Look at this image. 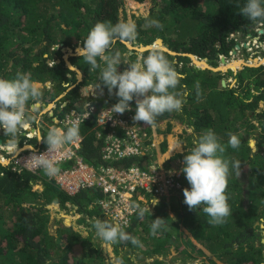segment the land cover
I'll return each mask as SVG.
<instances>
[{
	"label": "trees",
	"instance_id": "trees-1",
	"mask_svg": "<svg viewBox=\"0 0 264 264\" xmlns=\"http://www.w3.org/2000/svg\"><path fill=\"white\" fill-rule=\"evenodd\" d=\"M152 1V15L163 24V30L143 26L142 20L137 19L135 24L138 35L132 42L158 45L160 41H154L161 37L179 55L153 49L138 53L135 49L130 50L126 42L117 41L112 51L121 53L122 63L118 66V72L128 68L124 63L126 58L140 62L153 52L164 55L183 77L180 81L183 87L177 91L183 94L184 104L180 112L157 117L156 124L161 119L173 116L192 127L197 137L204 130L212 129L224 145L228 143L229 133L235 135L240 141L239 147H227L224 158L239 161L240 172L244 165L249 164L252 178L248 189L244 191L239 176L230 165L226 194L232 214L224 224L211 226L202 211L203 205L200 209L189 211L183 203V190L190 189V185L182 173V188L176 191L181 196L174 194L170 200H163L159 196L157 205L161 206L157 213L166 220V230L153 237L150 234V225L154 220L152 214L148 213L140 219L135 213L130 225L123 230L137 238L142 246H134L130 241L110 245L121 264H150L147 262L150 257L168 256L172 251L179 253L180 264H194L193 260L197 256L205 255L206 259L202 258L196 264H264L263 234L260 233L263 231L260 224L264 222V110L256 112L264 99V65L245 66L234 75L232 70L222 73L190 66L191 58L185 55L192 53L200 59L207 58L212 66L226 63L227 60L220 59V56L230 57L236 46L241 44V36L238 34H242V39L250 33L258 35L257 28L264 29V22L259 26L262 22L249 21L240 15V8L246 0ZM261 3L264 6V0ZM125 8V0H0V78L11 80L18 72L28 73L34 83L39 82L49 90L46 98L43 94L45 104L65 93L60 100L68 102L60 115L73 108L79 109L77 104L80 101L82 104L86 102L81 89L97 85L100 69L90 71V66L80 55L71 56L72 65L83 74L82 80H79L77 71L67 66L63 54L83 45L84 39L97 22L111 21L113 25L122 22L119 13ZM233 33L235 36H232ZM260 35L264 41V33ZM54 45L60 48L53 49ZM59 58L60 62H57ZM175 59L183 63L181 68ZM98 62L103 67V62L99 59ZM257 63L256 60L253 62ZM201 72L204 73L202 76ZM230 76H236V86L228 81ZM79 77H82L80 73ZM222 80H226V86H223ZM197 83L199 98L195 87ZM108 95L107 88H104L103 95L97 92L90 97L96 98L99 111L110 102H118L114 94L112 97ZM34 103L29 101L26 106L31 108ZM252 117L259 118L262 128L259 134ZM46 118L51 122L47 114ZM141 123L150 135L154 127ZM96 125L95 113L79 128L83 136L79 154L92 164L101 162L102 138L97 136V130L101 127ZM171 128L172 123L169 122L165 131L160 128L158 131L167 134ZM49 129L43 130L44 138ZM253 139L256 140V149L250 143ZM150 142L148 140L147 143ZM43 145L47 144L44 142ZM167 145L165 139L160 146L161 152H166ZM193 147L191 142L188 150L177 156L183 160L184 155ZM238 151H241L239 156ZM155 152L153 150L152 154L118 160L114 164L145 168L151 163H157L154 161ZM173 165L166 166L172 168ZM46 176L44 171L39 175L0 164V264H109L100 244L93 240V232L83 235L82 229L66 225L62 218L57 219L54 232L50 205L57 204L67 211L70 210L68 203L76 206L82 214L81 224L86 227L99 218L114 222L93 204L95 198L90 191L84 190L70 196L54 182L44 179ZM41 179L43 188L37 190L34 184ZM139 192L145 190L139 189L137 194ZM150 195L147 193L148 198L152 199ZM80 196L85 199L82 200ZM86 215L91 224L87 222ZM156 261L157 264L161 263L158 259Z\"/></svg>",
	"mask_w": 264,
	"mask_h": 264
},
{
	"label": "clouds",
	"instance_id": "clouds-1",
	"mask_svg": "<svg viewBox=\"0 0 264 264\" xmlns=\"http://www.w3.org/2000/svg\"><path fill=\"white\" fill-rule=\"evenodd\" d=\"M240 15L246 17L249 21L262 22L261 25H263L264 6H262L261 0H246V3L240 8ZM146 26L160 30H163L164 27L156 19H146ZM137 35L134 22H117L114 25L111 21L97 22L84 39L83 45L80 44L83 47L78 49V53L84 62L90 66V71L100 69L99 82L95 86L94 95L97 92L99 95H103V89L107 88L109 95L114 94L118 98V102L108 110L109 112L122 115L126 111H130V102L135 98L136 109L132 118L133 121L143 122L147 126L154 127L157 117L165 113L171 114L182 111L184 98L183 94L177 89L183 87L180 84L183 77L164 55L157 52H153L143 58L142 63H128V68L125 71L118 72V66L122 63L121 53L112 51V46L117 41L126 43L135 41ZM248 35L253 36L251 33ZM232 36H235L234 33ZM239 36H242V34ZM260 39L263 42L261 36ZM164 45L167 46L165 43ZM153 50L162 49L154 48ZM71 53H75V51L71 50ZM65 54L66 52L63 54V58ZM223 57L227 59L228 56L221 55L220 59ZM98 59L103 62V67H101ZM207 63L210 64L208 61ZM214 67H218V65ZM87 87L89 86L84 88ZM195 87L197 89V98H199V84L197 83ZM114 90L116 91L114 92ZM89 97L87 96V98ZM29 101L36 103L40 101V93L31 80L30 74L18 72L14 79L0 78V129H3L5 136L11 137L10 143L16 142L21 129L30 120L35 119L26 114V105ZM111 103L114 102L109 104ZM42 106L45 107L48 104L40 103L39 108L35 109L38 111ZM59 106L51 107L41 115L42 117L47 114L48 117H51L50 128L51 126L53 127L49 129L46 138H44V142L47 144V152L39 156L33 155L29 160V162L42 168L44 174L49 178L56 177L60 173V168L49 159V155L64 145L80 139L78 126L73 124L64 128L52 122L50 110H55L54 112H56ZM33 128L36 129L37 125L33 124L31 129ZM0 143L5 144L3 139H0ZM193 144L194 147L183 157L184 166L181 171L190 185V189L185 188L183 190V203L187 205L189 211L200 209L203 205L202 211L208 217L207 223L211 226L222 225L226 222V218L232 214L228 204L229 197L226 194L230 165L237 176L241 173L240 162L225 159L224 153L227 147L238 148L240 141L235 135L229 133L228 143L224 145L219 141L212 129H207L193 139ZM157 204L158 201L154 199L153 205ZM68 205L71 210L76 211L78 220H80L82 214L76 206L70 203ZM133 211L137 213L140 219L150 213L149 207L145 208L139 205H133ZM165 222L162 218L152 220L150 234L155 237L162 230H166ZM92 228L95 230V235L105 243L116 244L130 241L134 246H142L141 242L126 233L120 224L97 219L92 224Z\"/></svg>",
	"mask_w": 264,
	"mask_h": 264
},
{
	"label": "built area",
	"instance_id": "built-area-1",
	"mask_svg": "<svg viewBox=\"0 0 264 264\" xmlns=\"http://www.w3.org/2000/svg\"><path fill=\"white\" fill-rule=\"evenodd\" d=\"M251 43L259 44V41L252 40L250 46ZM82 95L84 96V93ZM93 95V91L87 94L88 97ZM65 104L61 105L56 112L50 110L52 122L64 128L73 124L80 128L86 120L91 118L92 114H97L96 127H101L97 130V136L102 138L101 162L89 163L79 154L83 141V136L79 133L80 139L64 145L49 155V159L60 168L59 175L53 178L48 176L42 178L54 182L70 196L84 190L90 191L95 198L93 204H96L104 215L109 216L114 224H120L123 229L130 225L131 218L136 213L133 211V205L142 207L141 200L148 198L147 193H150L152 197H159L182 188L181 167L174 170L164 168L165 171L161 172L158 163H151L145 168L138 165L122 167L114 164L118 160L152 154L155 150V145L142 123L133 121L135 109L132 105H129L131 110L122 115L112 114L108 110L115 103L108 104L99 111L96 98L89 97L82 109L73 108L64 115H60ZM41 121L42 117L37 121L36 129L29 128L31 127L30 122L21 129L17 137L18 143H0V164L40 175L43 169L29 160L33 155L39 156L47 152V145H43L44 134ZM22 136H24L23 145L20 144ZM37 136L42 139L39 146L28 144L30 139L37 138ZM148 140L151 142L147 143ZM139 189H144L145 192L137 194ZM93 204L90 205L91 208ZM87 219L90 218L87 216Z\"/></svg>",
	"mask_w": 264,
	"mask_h": 264
},
{
	"label": "rangeland",
	"instance_id": "rangeland-1",
	"mask_svg": "<svg viewBox=\"0 0 264 264\" xmlns=\"http://www.w3.org/2000/svg\"><path fill=\"white\" fill-rule=\"evenodd\" d=\"M125 7L126 8L124 9V11L121 9V11L119 13V18L121 19L122 22H134V23H136L137 19H141L142 25L146 26V19H156L155 16L152 15L153 7H154V3L152 0H146L144 2H138L136 0H125ZM259 26H261V23L259 24ZM258 32H259V34L258 35L256 34V36L253 35L251 37L250 35H247L243 39H242V36L240 37L239 42L241 44L239 46H237L238 48L237 47L235 48L236 53L232 52L231 56L227 57V59L225 57H223L225 60H227L226 63H218V66H220L221 70H223L222 73H226L229 70H232L234 72V75H235L240 70L239 67L243 63L253 64V62L255 60L258 63H264V41L261 42L262 44L260 43V40H261L260 34H262L264 32L263 28L259 27ZM252 40L259 41V44L251 43L252 45L250 46V42ZM128 43H129L128 45H131V47L127 46L130 50H132V48L136 49V48H141L143 46L142 44H134L132 41H129ZM79 46L80 45L76 46V49ZM76 49L74 50L75 52H77ZM155 49H162L161 45H157V47ZM136 50L138 53L141 52L138 49H136ZM67 54H71V51H69V53H67ZM173 55L176 56L179 54H173ZM66 59L70 60V57L67 58L65 56V60ZM193 59H190L191 63H189V65L199 66L200 63H203L202 60H197V58L195 59V57ZM57 62H60V61H58V59H57ZM133 62H137V60H133L132 58H126L124 60V63L127 65H128V63H133ZM175 62L179 64L180 68L183 66V63L179 62L178 59H175ZM50 63H53V61H51ZM138 63H142V61H140ZM234 64H237V65H234ZM225 68L228 70H226ZM76 69L77 68L75 67L74 70L77 71ZM191 72H195V71L191 70ZM202 74H204V73L201 72L200 76H202ZM77 75H78V78L80 80L78 71H77ZM81 78H83V77H81ZM228 81H230L232 83V86H236L238 84L236 76H230ZM37 83L38 82H35L34 84H35L37 90L38 91L40 90L39 91L40 99L45 101L44 95L46 98V96L49 95V90H47V88L43 84L40 83L37 85ZM41 89H43V90H41ZM92 91L93 92L95 91V87H93V86H89L87 88L83 87L81 89V93H84L86 101L88 100L87 94L89 95L90 93H92ZM64 94L65 93H63V95ZM61 97L62 96H60V98H57L56 104L58 106L61 104L63 105L66 102V101L60 100ZM107 97H112V95H108ZM133 102L135 103V99H133ZM53 104H54L53 102L49 103L46 108L44 106H42L40 108V110H38V111L36 109L32 110V108H29L28 106H26V114L29 117H34L35 119H33V120H36L37 117H40V113L42 111L45 113V111L47 109H50L53 106ZM39 105L35 104L36 108ZM57 105H55V106H57ZM130 105H132L133 108L136 109V104H133L132 102H130ZM77 107L79 109H82L81 101L77 104ZM43 108H45V109L43 110ZM263 110H264V99L260 102L259 108L257 109L256 112L260 113ZM258 117L260 118L259 115H258ZM258 119L252 117V122L257 126L256 131L259 134L262 131V128L260 127ZM169 122L172 123V128H171L170 132H168L166 134L163 131L162 132L158 131V128H160V130L165 131ZM50 124H51V122L48 119H46V115H43L42 121H41L42 131L44 129L50 128ZM31 126H33V125L31 124ZM247 134H249V133H247ZM247 134H246V137L248 136ZM45 136H46V134H45ZM196 137H197V135L194 133L192 127L187 125L185 122H182L177 118H174L173 116L159 120L157 122V124L154 126L153 132L150 134L149 138H152V143L155 145L154 148H155L156 152L154 153L155 154L154 161H156L158 163V167H159L160 171L161 172L165 171L163 169L164 168L167 169L168 167L166 165H170V164H174L172 168L169 167V169H171V170H174L175 168L179 169L181 166H183L184 165L183 160L181 158H179L177 156V154L183 153L184 151L188 150V148L190 147V143L193 142V139ZM0 138L5 139V136H3V137L0 136ZM165 139L167 140V143H168L167 150H166V152H161L160 146H161V143ZM5 141H6V139H5ZM17 141H18V139H17ZM250 143L252 145H254L253 149H256V140L255 139L250 140ZM240 152L241 151H238V153H237L238 156L240 155ZM166 172H168V171H166ZM251 172H252L251 166L249 164H246L242 168V171L239 175V180L241 182V185H242L244 191H246L249 187V183H250L251 178H252ZM34 188L37 190H41L43 188V181L39 180L38 183H35ZM179 193L180 192H176V193L170 192V193L166 194L165 196H161V197L163 200L164 199L170 200L172 198V196L174 198V194L177 195ZM178 196H181V194H179ZM80 197L82 200L85 199L84 196H80ZM154 199H156L159 202V197H155V196L150 200H148V198H145V199H142L141 201L143 202L142 203L143 207H145V208L149 207L150 213L152 214V216L155 220L156 218H162V217L159 216L157 213V210H158V208H160L161 205H159V206L153 205ZM50 208H51V216H52L51 226H52V229L54 232L56 229L57 219H60V218L63 219V221L66 223V225H73L75 229H79V228L82 229L83 235H88L90 232H93V235H94L93 240L96 241V243L100 244V246L102 248L103 255L106 257V261L109 264H121L120 259L118 258V256L116 255V253L113 250V247L110 244L105 243L104 241H102L100 238H98L95 235V230L92 228V225L86 227L85 224H83V223L81 224V221L78 220V214L75 213L76 212L75 210L70 209L67 211L65 208L61 209L58 205L55 206L53 204L50 205ZM171 215L175 218V216L172 213H171ZM68 218H70V219L68 220ZM86 219H87V216H86ZM99 220H101V218H99ZM87 222H89V224L92 223L90 219L89 220L87 219ZM260 226L263 230L262 232L260 231V233L263 234L262 241L264 242V222L261 223ZM194 254L197 255L196 253H194ZM206 257H207L206 255L204 257L197 256L196 259L193 260V263L196 264L198 262H201L202 261L201 259L202 258L206 259ZM157 259H158V261L161 262L159 264H180L181 263L180 255L176 251H172L171 254H169L168 256H165V255H159L156 257L152 256L147 260V262L150 264H157L158 263L156 261ZM139 264H144V263H139Z\"/></svg>",
	"mask_w": 264,
	"mask_h": 264
},
{
	"label": "water",
	"instance_id": "water-1",
	"mask_svg": "<svg viewBox=\"0 0 264 264\" xmlns=\"http://www.w3.org/2000/svg\"><path fill=\"white\" fill-rule=\"evenodd\" d=\"M239 35H241V33H240ZM228 39H230V37H229ZM156 41H160V44L162 45V46H161L162 50H164V51H166V52H169V53H171V54H177V52L171 50L169 47H167V46L164 45V43H163V39H162V38H158ZM126 44H127L128 47H131V45H128L129 43H126ZM80 46L83 47L82 45H80ZM59 48H60L59 45H54V47H53V49H59ZM77 49H78V47H77ZM77 49H76V50H77ZM136 49H138V50L144 52V51H146V50L154 49V48H149L148 45H147V46H142L141 48H136ZM232 52H233V53H236V50H233ZM67 55H68V58H69L70 56H73V55H79V53H78V50H77V52H75V53H71V54H67ZM185 55H186V56H189L191 59H193V57H196L197 60L208 61L207 58L200 59L198 56H196V55H194V54H192V53H186ZM64 58H65V57H64ZM193 60H194V59H193ZM58 61H60V60H58ZM65 61H66L67 66H69L71 69H75V67L72 65V63L70 62L69 59H66ZM263 64H264V63H258L257 65H255V64H249V63H248V64H247V63H243V64L239 67V69H242V68H244L245 66H250V67L255 66V67H258V66L263 65ZM190 66H192V65H190ZM197 67L200 68V69H206V68H209V69H212V70H214V71H223V70H221L220 66H218V67H214V66H211V65L208 64V63L206 64V66H200V65H199V66H197ZM76 70H77L78 73H80L81 76H82V72H81L78 68H77ZM222 84H223V86H226V80H222ZM36 104L39 105L40 103L37 102ZM32 106H33V109L36 108V107H35V104L32 105ZM37 107H38V106H37ZM53 205L57 206V204H53Z\"/></svg>",
	"mask_w": 264,
	"mask_h": 264
},
{
	"label": "crops",
	"instance_id": "crops-1",
	"mask_svg": "<svg viewBox=\"0 0 264 264\" xmlns=\"http://www.w3.org/2000/svg\"><path fill=\"white\" fill-rule=\"evenodd\" d=\"M82 77H83V74H82ZM82 79V78H81ZM80 79V80H81ZM39 83V82H38ZM40 84V83H39ZM72 87V86H71ZM70 87V88H71ZM69 88V89H70ZM83 94V93H82ZM65 95V94H64ZM63 94H61L60 96H64ZM60 96H59V98H60ZM57 100V99H56ZM67 102V101H66ZM55 105H57L56 103H54ZM53 104V106L52 107H54L55 105ZM82 105H84V104H82ZM50 106V105H49ZM55 108V107H54ZM32 109H33V106H32ZM42 114H44V112L42 111V113L40 114V117H37V119L36 120H30L29 122H30V125L32 124H38V122L37 121H39L40 119H41V115ZM49 115V114H48ZM28 116V115H27ZM47 119V118H46ZM38 126V125H37ZM39 126H40V124H39ZM29 128H31V127H29ZM32 130V129H31ZM43 132V131H42ZM152 132H153V130H152ZM151 134V133H150ZM0 135H2V136H5V134H4V131H3V129H0ZM18 137H19V135H18ZM0 139H3L4 140V142L5 143H8V144H12V143H18V141H16V142H11L10 143V137L9 136H5V139H6V141H5V139L4 138H0ZM22 141L20 142V144H22L23 145V143H24V136H22V138H20ZM151 140H152V138H151ZM36 143H34V142ZM41 142H42V139H40L38 136H37V138H33V139H30L29 140V143L28 144H32V145H36V146H39L40 144H41ZM25 145V144H24ZM180 154V153H179ZM60 207V206H59ZM61 208V207H60Z\"/></svg>",
	"mask_w": 264,
	"mask_h": 264
},
{
	"label": "bare ground",
	"instance_id": "bare-ground-1",
	"mask_svg": "<svg viewBox=\"0 0 264 264\" xmlns=\"http://www.w3.org/2000/svg\"><path fill=\"white\" fill-rule=\"evenodd\" d=\"M158 45H161V44H158ZM239 45V44H238ZM162 46V45H161ZM149 48H156L157 47V45H151V46H148ZM238 48V47H237ZM66 57L68 58V55H66ZM194 58V57H193ZM195 59H196V57H195ZM206 64H207V61H203V63H200V65L201 66H206ZM258 64V63H257ZM234 65H237V64H234ZM256 65V64H255ZM237 67V66H236ZM226 69V68H225ZM36 107V106H35ZM39 136H41V134L39 135Z\"/></svg>",
	"mask_w": 264,
	"mask_h": 264
},
{
	"label": "flooded vegetation",
	"instance_id": "flooded-vegetation-1",
	"mask_svg": "<svg viewBox=\"0 0 264 264\" xmlns=\"http://www.w3.org/2000/svg\"><path fill=\"white\" fill-rule=\"evenodd\" d=\"M41 104H44V102H43V100H41L40 99V101H39ZM53 103H56V100L55 101H52ZM47 106H45V108H46Z\"/></svg>",
	"mask_w": 264,
	"mask_h": 264
}]
</instances>
